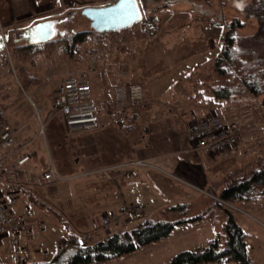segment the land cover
Listing matches in <instances>:
<instances>
[{
	"label": "rangeland",
	"instance_id": "1",
	"mask_svg": "<svg viewBox=\"0 0 264 264\" xmlns=\"http://www.w3.org/2000/svg\"><path fill=\"white\" fill-rule=\"evenodd\" d=\"M115 1L0 0V41L2 37L8 41L0 54V111L3 123L15 132L19 145L22 142H33L32 145H27L26 150H31L40 141L43 152L39 156L42 162L38 167L45 169L47 165L53 164L62 176L86 171L89 167H99L97 173L108 174L112 170L106 165L140 161L143 154L147 158H155L146 160L145 157L149 166L150 163L160 165L161 160L157 156L167 151H176L178 154H173L174 156L202 162L206 166L205 171L202 174L200 172L197 180H193V175H190L187 177L190 180H185L187 182L183 186L173 185L171 189L162 181L165 179L163 176L151 171L150 176L162 189L161 194H158L147 177L146 167L137 165L130 168L136 172V177L130 179L126 178L130 165L127 169L117 167V170L125 172V178L118 174L113 179L116 197L120 201L111 205L106 202V206L115 208L118 204L122 209L119 212H99L94 210L95 204H90L96 203L93 200L96 194L106 192V187L100 180L86 179L82 187L80 178L55 183L53 186L56 185L58 199H71L74 202V208L69 210L71 216L66 214L64 205L57 209L48 204L47 199L43 202L44 200L36 198L32 204L35 214L42 212L48 217L42 218V223L37 228L34 222L28 226V231L24 234H29L32 228L29 246L21 238L20 249L16 251L9 239L1 240L0 262L24 264L28 261L48 260L65 237V232L57 221L66 223L82 243H89L117 230H128L134 226L138 219H131L127 213L135 207L143 212L139 219L151 218L159 210L174 204L173 201L184 197L186 202L183 203L189 206L187 216L209 209L213 215L210 221L193 228L176 226L169 240L148 245L136 251L149 250L147 253H137L138 255L130 257V261L119 264H168L176 253L203 245L221 233L226 220L223 209L232 212L248 235L254 264H264V199L251 204L244 201L227 204L219 199L220 191L229 181L257 168L264 161V95L253 97L239 83L234 95L226 100H215L210 92L212 86L216 88L220 83L218 78H223L217 75L213 65L220 52L221 36L230 20L239 18L245 22L242 29L234 31L237 46L235 53L264 61V35L256 33V19L244 16V7L251 0H138L141 11L139 22L127 29L102 36L91 35L71 55L58 47L30 56L15 49L18 45L26 44L23 33L33 27L31 25L27 29L33 20L54 21L56 39L60 37L59 33L62 35L70 31L91 30L89 21L81 14L83 8L107 6ZM86 55H89L88 63ZM92 55L100 57L99 66L102 69L100 77L103 91L95 97V101L101 108L102 125L108 124L110 129L108 132L105 129L102 132L70 131L58 114H53L52 111L49 113L50 101L61 81L81 72H88L92 66L89 64ZM262 65L264 66L263 63ZM26 76L33 77L30 83H24ZM91 76L94 77L93 74ZM224 78L227 81L231 79L229 76ZM120 80L142 87V100L135 107L118 109L109 101L112 97V85L118 84ZM202 101H210L213 109L208 110L202 104L196 105ZM36 105L40 109L45 107L44 113L36 111ZM188 110H192L193 116L184 115V111ZM213 114L226 122H237V144L224 157L218 153L199 155L187 143L188 128L197 120ZM40 118L43 125L45 123L43 133L40 125L38 126ZM167 124H173L172 132L177 136L174 140H179L177 145H169L159 137L166 134V130L160 132L159 129L167 128ZM149 131L151 132L148 133ZM148 134L152 139L142 140ZM99 139L106 142L102 158L98 147ZM90 140L95 143L90 149L93 152H89L92 155H88L83 149V143ZM20 150L24 151L22 148ZM98 154L100 160L94 158ZM171 156L167 158H173ZM178 167H182L181 163H178ZM32 174L30 173V178L26 177V181L31 179ZM202 181L205 185L200 184ZM104 183L110 185L109 181ZM187 187L196 190L189 192ZM30 192H33L32 188L27 194L33 196ZM112 194L111 190L107 195ZM164 197L173 198V201ZM132 212L135 214L136 211ZM81 213L85 216H81ZM55 217L57 221L54 220ZM104 220L107 221L106 224ZM90 222L91 225H88ZM38 227L42 230H38ZM90 228L91 231L88 232Z\"/></svg>",
	"mask_w": 264,
	"mask_h": 264
},
{
	"label": "trees",
	"instance_id": "2",
	"mask_svg": "<svg viewBox=\"0 0 264 264\" xmlns=\"http://www.w3.org/2000/svg\"><path fill=\"white\" fill-rule=\"evenodd\" d=\"M244 16L256 19V33L264 35V0H251L244 7ZM42 21L44 20H33L28 24L27 29ZM244 24L245 22L239 18L230 20L221 36L220 52L213 67L217 75L223 78H218L217 81L220 82L216 83L218 86L216 88L212 86L210 89L212 98L215 100L230 98L238 87V83L253 97L264 95V66L262 65L264 61L257 58H245L240 53H235L237 46L234 31L242 29ZM103 34L109 33L98 34L91 30L70 31L62 35L59 33V38L45 43H27L14 48L22 50L26 56L47 51L53 47H58L64 53L69 52L67 54H70L77 50L82 43L88 41L91 35L102 36ZM6 39L2 37L0 41V54L6 48L8 42ZM1 58L2 56H0ZM222 64L225 66H221ZM226 76L231 79L227 81L224 78ZM32 78L26 76L24 83H30ZM219 199L227 204H236L240 201L256 202L264 199V161L257 168L250 169L240 177L229 181L220 191ZM188 207V204L183 202L168 205L159 210L154 217L138 219L135 225L128 230H117L89 243H82L66 223L57 221L55 217L54 220L61 225L66 233L65 240L48 260L28 261L24 264L112 263L148 245L169 240L176 226L184 225L187 228H193L207 223L213 216L209 209L194 216H187ZM223 212L226 215V220L222 225L221 233L203 245L176 253L168 264H228L230 262L254 264L252 246L247 240L246 233L231 211L223 209Z\"/></svg>",
	"mask_w": 264,
	"mask_h": 264
},
{
	"label": "built area",
	"instance_id": "3",
	"mask_svg": "<svg viewBox=\"0 0 264 264\" xmlns=\"http://www.w3.org/2000/svg\"><path fill=\"white\" fill-rule=\"evenodd\" d=\"M90 62H94L92 57ZM141 100L142 87L139 84L119 83L112 88L110 102L118 109L133 108ZM99 112L100 108L92 98V88L88 82L87 72H81L75 77L64 79L57 87L52 100V113L58 114L62 118L68 130L91 131L96 129L99 123ZM186 139L189 146H193L191 149L197 153L219 154L236 146L238 141L237 123H228L216 114L209 115L205 119L197 120L188 128ZM17 146L16 134L3 123L0 111V152L11 156L16 152ZM27 161V156H21L7 169L0 170V180L7 187L5 191L0 188V241L9 239L16 251L20 249V239L28 231L29 220L33 215L29 209L20 213L14 212L12 209L16 203L21 170ZM129 165L143 166L145 163L142 161L127 162L119 167L127 169ZM126 175L135 177L136 172L127 171ZM39 178L46 181L57 177L53 168L49 166ZM33 179L35 180L36 177L34 176ZM140 217L139 212L133 214L135 219ZM104 221L106 224L107 221Z\"/></svg>",
	"mask_w": 264,
	"mask_h": 264
},
{
	"label": "crops",
	"instance_id": "4",
	"mask_svg": "<svg viewBox=\"0 0 264 264\" xmlns=\"http://www.w3.org/2000/svg\"><path fill=\"white\" fill-rule=\"evenodd\" d=\"M98 7H101V6H98ZM24 34H25V32L23 33V38H24ZM25 41H26V44H27L28 41L26 39H25ZM89 54H92V53H89ZM87 56H89V55H86V57ZM91 57L94 59V63H92V62L89 61V64L92 65V66H90V69L87 70L88 71L87 73H88V82H89V84L91 85V88H92V98L95 101V97L97 95H100L101 92L103 91L102 90V87H101V77H100L101 76V71L100 70H102V69L99 66V61H101V60H99L100 57H98V55H97V57L94 56V55L91 56ZM86 62L88 63V57L86 59ZM93 64H95V65H93ZM91 74H93L94 77L91 76ZM89 80H91V82ZM61 82L59 84H61ZM118 82L119 83L120 82L123 83L124 81L120 80ZM127 82L130 83L129 81H127ZM59 84H58V86H59ZM115 85H117V83ZM113 86H114V84L112 85V88H113ZM57 87L54 90V95L56 93ZM53 98H54V96H53ZM95 103H96V101H95ZM210 103H211L210 101H208V102H203L202 101V102L196 103V105H200V104L205 105V107L209 110V109H213L212 104H210ZM97 106L100 108L99 104H97ZM34 107L36 108V111L39 110V112L44 113L43 111L45 110V107L42 106L41 107L42 109L38 108L37 105L34 106ZM100 110H101V108H100ZM51 111H52V100L50 101V110H49V113ZM193 114L194 113L192 112V110L191 111L190 110L184 111V115L185 116H193ZM98 118H99V123H98L97 128L94 129V130H91L89 132H95V131L102 132V129H105L106 132H108L109 131L108 129H110V125H108V124L107 125H104V126L102 125V121L103 120H101V118H100V112H99ZM39 122H40V124L38 123V126L40 125L39 126L41 128L40 131H41V133H43L44 132V129H45V126H44L45 123L43 125V120L41 118H40ZM52 125L54 126L55 124H52ZM167 126H168L167 128H164V127L161 128V129L158 128L159 130H161L160 132H165V130H166V134L164 136L162 135V136H159V137L161 139L166 140V142H168L169 145H175V143L177 145V143H179V140L178 141H175L174 140V138L176 139L177 136L176 135H173V132H172L173 131L172 130L173 124H169V125L167 124ZM57 128L60 129L59 126H57ZM158 129H156V130H158ZM150 132L151 131H149L148 133H150ZM100 135H101V133H100ZM157 135H158V133H156L155 136H157ZM150 139H152V136H150V134H148L142 140H146V141L149 140L150 141ZM32 143H33L32 141H27L25 143L22 142L21 145L18 144V146L16 148V152L13 155H11V156H6L5 153L0 152V170H5L8 167H10V165H12L15 162V160L18 159L21 156H27L28 157V161L26 162V164L23 166V168L21 170V174H20V177H19V180H18V194H17V198H16V203L13 206L12 209H13L14 212H19V213L20 212H23L26 209L32 210L33 215H32V217L29 220V225L32 222H34V224L36 223V228H37V226H40L41 225L42 218L48 217L46 215V213H42V212H37L36 211L37 214H35V211L32 208V204H34L33 201H35L36 198L38 200H40V201L44 200L43 202H46L45 199H47V203L50 204V205H54L57 209H58V207L64 205L65 208H66V210H67L66 211V214L68 216H71L69 210L70 209L72 210V208H74V204H73L74 202H72L71 199H65L63 201H60L58 199L57 193L55 191V189H56L55 186L56 185L53 186V184L59 183V182H62V181H68V180H71V179H77V178H80L81 179V182H82V183H80L81 184V187L85 185L86 179H89V180H100V181H102V183L106 187V192L101 193V194H96L95 198L93 197V200L96 203H92L91 202L90 204H92V205L95 204V207L96 208H94V210H99V212L102 211V210H103L102 212H106V211H109V212L110 211H113V212L114 211L115 212L118 211L119 212V211L122 210L120 208V206H118V204H117V206L115 208L113 206H110V207L109 206H106V202L107 203H110V205H111L115 201L117 203H119V201H120V198L118 196L116 197V190H115V186H114V183H113V179L116 178L118 174H122L123 175V178H125V176H124V173L125 172L124 171L121 172L120 170H117V167H119L120 164H118L117 162H114V163H111V164H113L111 166L110 165H106L105 167H108V168H110L113 171V172L112 171L109 172L108 174L97 173L98 172L97 169H100V168L99 167H94L93 168L91 166L92 168L89 167L88 170H86V171H80L79 173L78 172H75L74 174L68 173L67 175L62 176V175H60L56 171V168H55V166L53 164L47 165L45 169H42L41 168L42 166L40 168L38 167L41 164V162H42L41 159L39 158V156L41 155V153L43 151H41V149H40V144H39L40 141L39 142H36L32 146V149L31 150H26V148L28 147L27 145L30 146V145H32ZM94 145H95V143L93 141H91V140L90 141H86V142L83 143V149L86 150V152H87L88 155H92L93 153L89 154V152H93L90 149L93 148L92 146H94ZM112 146L114 147V144ZM98 147L101 150L100 157L101 156L103 157L104 154H105L104 149L106 148V142L104 140H102V139H99L98 140ZM135 147H138V146H135ZM20 148H22L24 151L21 152ZM110 151L111 152H114L113 149H110ZM134 151H135V148H134ZM231 151L232 150H227V151H224V152L219 153V154H221L220 155L221 157H224L225 155L229 154ZM119 152H120V150L118 151V153ZM118 153H117V155H118ZM173 154L176 155L178 153L176 151L175 152L167 151L166 153H162V155H158L157 157L159 158V160H161V164L160 165H158V164L154 165V164L150 163V166L145 161L146 160H151L150 158H153V157H148L147 158L146 156H144V154L141 155L142 156V159L140 161H142V162L145 163V165H143V167H146L147 168V170H145L146 171V174H147V177H148L149 181L151 182L152 187L155 189V191L158 194L159 193L161 194L162 189L158 185V183L153 179V177L150 176L151 174L149 172H151V171H154L152 173H155L156 172L159 175L163 176L165 179H163L162 181L170 189H171V187H173V185H175V186L177 185L176 187L183 186V183L187 182L185 180H190V179L187 178L190 175H193V180H197L200 177V172L202 174V172L204 173V171H205V167L206 166L203 165L202 162H198V161L197 162H194L193 160H190V159L185 158L183 156L182 157L179 156V155L174 156ZM197 154L203 155V154H200V153H197ZM170 156L173 157V158H171V159L167 158V157H170ZM100 157H99V154H98V156H96L94 158H98L100 160ZM145 157H146V160H144ZM153 159L155 160V158H153ZM165 160H167L166 163H165ZM129 162H135V161L134 160H130ZM125 163H127V162H125ZM178 163H181V165H182L181 168L178 167ZM49 166H51L53 168V171H54V173H55V175H56L57 178L56 179H51V180H46V181L40 180L39 176H41V174L43 172H45L49 168ZM93 166H95V165H93ZM135 166H137V165H130V167L128 168L127 171L133 170V169H130V168L135 167ZM133 171H135V170H133ZM30 173H33L31 175V179L30 180L28 179L26 181V179L28 177L30 178V176H29ZM34 176L36 177L35 180L33 179ZM126 178H129L130 179V178H134V177H126ZM107 181H109L111 187L107 183H104V182H107ZM121 181L123 182V180H121ZM200 184H202V185L204 184L205 185V183H203V181ZM184 186H185V184H184ZM0 188L3 191H5L7 189L6 184L2 180H0ZM31 188L33 189V192H30V194L33 195V196H30V195L27 194V192H29ZM187 188H188V191L189 192H190V190L191 191L196 190V189H193L192 190L189 187H187ZM96 189L98 190L97 187H96ZM111 190L113 191L112 196L107 195L108 192L111 191ZM99 191H101V190H99ZM47 194L50 195V196H48ZM87 197L88 196L86 195V198ZM53 198H55L54 201H52ZM164 199L173 201V198H165L164 197ZM183 199H184V197H183ZM183 199H178V200H175L173 202H175V203L186 202V200H183ZM87 203H88V201H87ZM247 203H250L251 204V203H255V202H247ZM70 206H71V208H69ZM34 207H35V205H34ZM133 210L136 211V212L139 211L140 215L143 216V212L140 211L138 207L133 208L132 211ZM132 211H129L127 213L128 216L131 219L133 218V213H134ZM81 216H85V214L81 213ZM34 218H36V221H34L35 220ZM63 218L65 219L64 216H63ZM88 225H91V222ZM92 229H94V227ZM30 230H29V234H27V235L24 234L21 237L22 238V242L25 245H28V246H29V238L31 236V231ZM38 230H42V229L40 227H38ZM90 231H91V228L89 229L88 232H90ZM246 236H247V240H248V235L246 234ZM65 238H66V233H65L64 239L61 242H63L65 240ZM144 251H145V249L143 251L141 250L140 252H136V253H133L131 255H128V256H126L127 258L124 257V258H122L121 260H119L118 262H116L114 264L126 263V262H128V261H130L132 259L130 257H134L135 255H138L137 253H142ZM147 251H149V250H147ZM147 251H145L144 253H147ZM26 253H27V251H26ZM124 259H126V260H124ZM122 261H124V262H122Z\"/></svg>",
	"mask_w": 264,
	"mask_h": 264
},
{
	"label": "water",
	"instance_id": "5",
	"mask_svg": "<svg viewBox=\"0 0 264 264\" xmlns=\"http://www.w3.org/2000/svg\"><path fill=\"white\" fill-rule=\"evenodd\" d=\"M81 14L89 21L90 29L98 34L127 29L139 22L141 18L138 0H135V4L131 6H121V0H116L107 6L86 7L81 10ZM52 26V21L38 23L25 32L24 38L29 44L50 41L54 36ZM0 264L3 263L0 262Z\"/></svg>",
	"mask_w": 264,
	"mask_h": 264
},
{
	"label": "snow or ice",
	"instance_id": "6",
	"mask_svg": "<svg viewBox=\"0 0 264 264\" xmlns=\"http://www.w3.org/2000/svg\"><path fill=\"white\" fill-rule=\"evenodd\" d=\"M134 4H135V0H121V6H124V5L131 6V5H134Z\"/></svg>",
	"mask_w": 264,
	"mask_h": 264
}]
</instances>
